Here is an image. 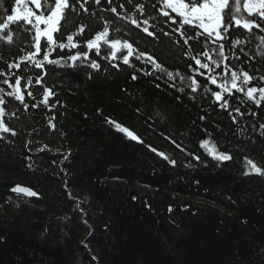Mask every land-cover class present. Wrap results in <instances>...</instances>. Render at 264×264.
<instances>
[{
	"label": "trees",
	"instance_id": "trees-1",
	"mask_svg": "<svg viewBox=\"0 0 264 264\" xmlns=\"http://www.w3.org/2000/svg\"><path fill=\"white\" fill-rule=\"evenodd\" d=\"M138 4L145 5L143 14L137 11ZM13 6L14 0H3L0 22L5 9ZM85 7L87 13L79 6L76 12L66 13L61 29L65 36L75 34L80 25L86 28L75 37L81 47L52 54V59L65 57L58 64L45 62L40 69L24 59L34 51V30L29 34L13 24L14 43L0 41V71L23 78L29 104L24 110L19 101L5 96L4 121L17 135L0 132V264H264V177L245 175V158L264 166V128L260 127L264 101L256 109L236 94L239 100L230 99V103L245 115L237 116L234 124L228 112L213 102L211 93L203 91L202 78L201 89L191 93L186 53L197 56L200 45L191 41V47H181L174 43L178 33L171 39L163 35L161 29L171 32L176 25L165 22L157 11V0H112L111 4L101 0L100 5L89 0ZM111 7H117L119 16L108 11ZM133 19L159 39L137 29ZM105 21L110 39L133 42L167 71L179 72L185 79L169 80L135 56L130 58L132 67L123 65L126 49L115 60L103 59L111 52L105 45L100 57L91 55L101 64L100 70L89 67L88 60L72 66L67 56L87 51L84 41L102 31ZM262 35L238 30L232 37L246 41L235 51L260 70L257 76L264 74ZM41 48L36 59H42L43 38ZM226 54L232 55L227 48ZM16 63L19 69L8 68ZM231 64L248 70V65L235 59ZM45 71L42 85L36 84L38 74ZM132 75L137 78L133 80ZM5 78L0 76V81ZM28 79L32 87H26ZM206 86L218 90L210 82ZM0 88L11 91L3 83ZM44 89L54 93L49 105L32 108L42 101ZM27 91L33 92L34 100ZM247 109L259 114L249 115ZM106 118L135 130L146 143L130 141ZM205 139L209 147L215 144L218 152L232 159H213L200 147ZM45 145L47 150L38 151ZM147 145L175 160V166ZM16 185L38 196L12 192Z\"/></svg>",
	"mask_w": 264,
	"mask_h": 264
},
{
	"label": "snow or ice",
	"instance_id": "snow-or-ice-1",
	"mask_svg": "<svg viewBox=\"0 0 264 264\" xmlns=\"http://www.w3.org/2000/svg\"><path fill=\"white\" fill-rule=\"evenodd\" d=\"M89 0H14V6L10 9H5L6 15L0 22V41H4L6 44L14 43V34L11 30L13 24L21 27L25 32L29 34L34 30V35L31 36L33 41L32 47L33 52L24 58L31 61L36 68L44 69L45 62L49 64H58L59 60L64 59L63 55L59 56L58 59H52L53 53H56L57 49L63 53L66 49L71 52L72 49L81 47L76 42L75 37L82 35L85 32V25H80L75 34L64 35L61 31L62 22H67L66 13L76 12L77 6L87 13L89 9L85 7ZM96 5L101 4V0H94ZM131 0H129V3ZM111 4L112 0H108ZM160 7L157 11L165 18V22L170 25H176L171 32L163 31L164 36L171 39L173 33H178L177 39L174 41L175 44H179L181 47L188 45L191 47L190 42L195 41L196 44L200 45L201 51L197 56H192L190 52L186 53L189 57L190 62L187 64L188 69L191 71V75L188 77L190 81L187 87L191 93H197L201 89L202 84L200 79H203V91L210 92L213 102L222 110L228 112L232 122L237 123V116H244L245 112L241 111L239 106L233 107L230 103V99L239 100V95L242 94L246 98V101H251L256 109L262 107V101H264V74L259 76L255 75V72L260 71L259 69H253L248 62L247 56L241 57L237 55L235 46L245 43L240 39H233V33L238 30L247 31L250 36L255 35L256 31L264 33V0H157ZM32 5L34 7H30ZM3 6V0H0V7ZM123 8L124 5H119ZM156 7V5H153ZM145 8L144 4L136 5L137 11L143 14ZM111 13L119 16L117 7H111L108 9ZM246 13L247 17L241 15ZM23 22V23H21ZM109 22L105 21V27L102 31L95 33L90 39L84 41V47L87 51L75 52L67 56V60L72 62V66H75V62L78 60L83 62L88 60V66L94 70H100L101 64L98 60L91 59V55L95 54L97 57L101 56V45L107 46L111 50L108 56H104L103 59L115 60L117 59V53H121L122 50L126 49V54L122 55L121 63L132 67L130 58L135 56L137 61L142 58L147 63H151L160 72L165 73L169 80L180 76L181 80L185 77L181 76L179 72L173 73L167 71L161 63L156 59L155 56L148 52L139 50L134 43L128 40L121 39H110L109 28L107 26ZM131 23L136 26L137 29H141V22L136 19L131 20ZM144 25H148V20H143ZM41 25L43 27H41ZM148 37L153 40H158L159 37L154 31H150L149 27H143L141 29ZM191 32V34H189ZM58 34L63 39H66V43L60 42L57 38ZM45 41V49L43 50L42 59H36L37 56L41 55V41ZM262 44H264V35L259 37ZM214 46V47H213ZM226 48L231 51V57L226 54ZM94 50V53H93ZM239 52L243 53L244 49L240 48ZM264 56V53L261 54ZM199 56H203L209 62H202ZM235 59L239 64L248 65V70L243 67L237 68L231 64V60ZM194 62V63H193ZM20 63L8 64V68L16 69L20 68ZM113 67L119 69V64H114ZM47 73L39 75L36 80V84L42 85ZM150 75V73H149ZM0 76L8 78L3 79L0 83L6 85L11 91L5 92V89L0 88V132L10 133L12 136H16L17 132L10 128L4 121L6 115V107L8 101L5 96L13 98L15 101H19L23 105L24 110L29 109V104L26 103L25 89L22 88V77H16L15 73H7L0 71ZM135 80L136 75L131 77ZM219 81V83H218ZM210 82L211 85L216 86L213 90L208 88L206 85ZM33 81L28 79L26 87H32ZM159 87V85H157ZM176 87V85H172ZM44 95L40 103H33L32 108H39L41 104L48 106L49 98L54 95L51 89H44ZM183 92V89H178ZM227 94V95H225ZM27 97L35 99L32 91L26 92ZM245 101H241L243 103ZM229 108L232 111H229ZM137 113L139 109L136 110ZM249 115L256 116L259 113L252 109H247ZM11 115H15L12 113ZM203 119V117H201ZM117 132L123 134L130 141H134L139 144H145L146 142L136 133L135 130L122 123L112 119L106 118L105 121ZM50 127L54 130L55 124L49 121ZM264 128V124L260 125ZM3 137H0L2 140ZM175 143V141H173ZM149 150L155 153L157 156L168 161L170 164L175 166V160H171L164 152L158 151L155 147L147 145ZM179 147V145H177ZM200 147L208 151V154L213 159L219 161H228L232 157L229 154L218 152L216 145L212 144L209 147V140L205 139L200 142ZM47 150V145L38 149V151ZM70 155V153H69ZM67 159V156L64 157ZM195 159L199 160V156H195ZM247 171L245 175L256 174L264 177V166L258 165L252 159L245 158ZM31 167V165H29ZM67 187V185H66ZM12 192L25 193L29 197H37L38 193L30 190L29 188L16 185L11 188ZM71 196V193H68ZM133 199H136L133 197ZM171 211V209H169ZM95 259V258H93Z\"/></svg>",
	"mask_w": 264,
	"mask_h": 264
},
{
	"label": "rangeland",
	"instance_id": "rangeland-1",
	"mask_svg": "<svg viewBox=\"0 0 264 264\" xmlns=\"http://www.w3.org/2000/svg\"><path fill=\"white\" fill-rule=\"evenodd\" d=\"M29 6H30V5H29ZM30 7H34V6L31 5Z\"/></svg>",
	"mask_w": 264,
	"mask_h": 264
},
{
	"label": "water",
	"instance_id": "water-1",
	"mask_svg": "<svg viewBox=\"0 0 264 264\" xmlns=\"http://www.w3.org/2000/svg\"><path fill=\"white\" fill-rule=\"evenodd\" d=\"M22 194H25V193H22ZM25 195H27V194H25Z\"/></svg>",
	"mask_w": 264,
	"mask_h": 264
}]
</instances>
